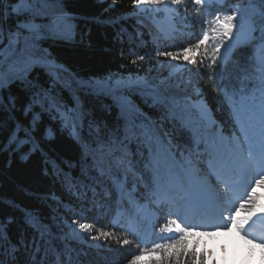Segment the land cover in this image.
Masks as SVG:
<instances>
[{"label": "trees", "instance_id": "16d2710c", "mask_svg": "<svg viewBox=\"0 0 264 264\" xmlns=\"http://www.w3.org/2000/svg\"><path fill=\"white\" fill-rule=\"evenodd\" d=\"M184 1L186 10L177 5L179 14L174 15L182 31L169 37L146 13H136L132 0H41L33 12L19 16L9 15L15 0H6L4 12L0 2V44L5 36L0 50L8 49L10 32L22 33L15 51L0 58V264H130L143 244L112 219L117 209L127 212L132 202L148 201V196L119 170L109 172L108 162L100 163L91 143L101 140L90 129L103 128L126 150L149 191V183L165 167L186 165V151L197 155L208 134L232 130L226 93L235 92L238 102L241 91L243 101L257 95L264 83L259 53L264 0H231L256 28V37L237 46L224 66L219 58L210 66L208 42L188 53L194 64L157 56L158 51L180 52L198 42L197 14L191 0ZM150 6L158 10L162 4ZM25 20L45 26L34 46L24 39L29 33L17 28ZM53 20L58 25L67 20L71 27L53 34L47 27ZM233 23L239 29L233 27L229 40L242 29L241 20ZM31 55L45 62L32 63ZM56 70L72 78L73 91ZM137 79L176 97L179 107L170 111L154 103L150 89L127 84ZM95 80L104 86L93 85ZM201 103L211 120L201 115ZM143 126L150 130L151 144L126 132L132 128L139 133ZM150 148L158 154L155 171L145 167ZM74 220L91 224L92 233L80 231ZM97 230L113 236L94 240ZM124 239L129 243L119 242ZM201 258L205 264L203 252L188 236L181 244L163 245L150 264H201Z\"/></svg>", "mask_w": 264, "mask_h": 264}, {"label": "snow or ice", "instance_id": "6c2138e0", "mask_svg": "<svg viewBox=\"0 0 264 264\" xmlns=\"http://www.w3.org/2000/svg\"><path fill=\"white\" fill-rule=\"evenodd\" d=\"M0 2H4V0H0ZM41 2V0H15L14 3H11L10 6V12L9 15H16L19 16L23 13H31L35 10V4ZM46 2V0H44ZM168 0H132L133 8L134 10H137L141 8L142 6L147 5H157V4H166ZM184 2V0H170V3L172 5H180ZM195 3L197 5H200L204 3V0H195ZM237 19V13L235 11L232 12L231 15L228 14H217L211 21L205 20L203 21V26L206 29H210L212 33H215L216 35L212 37V39L215 41L211 45V49L209 52L208 48H205V53L210 54L211 56V62L210 66L217 64L218 58L221 60L223 59V54L221 53V45L224 44V40L228 37L233 35V27H236L239 29V24L234 25V20ZM56 24V21L53 20L52 25L47 26L49 28V31L55 34L54 32V25ZM45 27L42 25H37L34 20H25L22 22H18L17 28L25 29L29 35L25 36V41L32 40L33 46L35 44V41L38 40L43 33L41 32V28ZM22 33L20 31L16 32H10L9 33V46L8 49L0 50V58L7 59V55L10 54L9 50L15 51L14 45L19 42V39L21 38ZM219 37V39H217ZM209 40V33L208 31H204L203 38L198 40V42L189 48H184L180 52H171V51H158L157 56H166L170 57L172 60H178L180 58H183L190 64L196 63L195 59L190 57L188 53L193 51V48L199 49L201 45L205 44L206 41ZM225 48L228 47V45H224ZM23 54V53H22ZM28 60L32 63H43L45 62L42 58H36L34 55H31L28 57ZM203 63V61H201ZM173 67L179 68V65H173ZM123 83V82H121ZM129 86H136V87H145L150 89V94L153 97L154 103H159L164 105L165 107H168L170 111L174 110L175 108L179 107L180 101L174 96H169L165 91H161L158 86H154L149 84L148 81L137 79L135 81L129 80L127 82ZM262 90H264V83L261 85ZM229 103L233 107V115L237 121V123L240 126L241 134L244 135L245 139H248V127L245 122V113L242 110L243 109V91H241L240 96L241 99L238 102L235 99L236 93L233 92L232 94H227ZM262 100H264V97H262ZM201 109V115L211 120L210 112L207 109V106L201 103L199 105ZM260 120H261V127L264 129V103L261 104V110H260ZM126 132H129L131 136L135 137L136 135H140L146 138L147 142L151 144L153 137L150 134V130L147 126H143L142 130L137 133L135 129L128 128L126 129ZM261 142L258 149V156L253 157V149L252 145L249 144V158L254 160L255 167H256V174L260 176V178L256 181L257 186H264V175H260V173L264 172V130L261 131ZM128 138V137H126ZM235 145L237 149H240V142L238 139L234 137ZM107 149V151H105ZM100 163L104 164L107 161V157H112L111 162L109 163V172L111 171V168L113 165L117 168H125L128 171L132 170V164L131 161L127 159V153L126 150L121 149L116 146V142H112L111 144L100 145ZM117 151L121 152V155L116 156L115 153ZM150 160L145 163L146 168H152L154 171L156 167L159 164L158 160V154L153 153L150 148ZM226 170L225 168H221V171ZM101 171L103 173V168H101ZM219 175V172H218ZM232 188L235 187V185L230 186ZM246 204L249 205L246 207ZM241 211H246L248 215L244 217H240L239 213ZM259 213V215H257ZM253 217H256L257 219H264V205H261L259 207L256 206L255 198L252 193H248L247 200L242 201L239 205V207L236 209L234 213H231L229 216L224 217L225 221L230 220V224H223V225H212L216 227V230L219 231L221 227H224V229L231 230L232 228H235L238 232L243 233V237L246 239V242L248 244H252L256 247H259L261 250V264H264V237H260L257 241V238L254 236H251L248 229L245 227L246 225H249L250 221H253ZM254 222V221H253ZM74 225H76L80 231L82 232H88L89 234L93 231V226L88 223H79L78 221L74 220L72 222ZM175 226L176 231L182 233V234H192V225H188L185 223V225L182 227L181 224L177 223L176 220H169L168 225L165 226L167 230H171V226ZM250 226V225H249ZM73 232L75 233V229H73ZM78 234V233H77ZM113 234L106 231L97 230L96 235L92 236V239L99 240L101 238L109 239L112 238ZM122 244H128L129 241L127 239H124L122 241H119ZM176 244H181L183 242V236L179 240L173 241ZM162 245L157 244L153 250L161 248ZM139 260V256H134L133 259L130 261V264H137V261ZM201 264H203V258H201Z\"/></svg>", "mask_w": 264, "mask_h": 264}, {"label": "rangeland", "instance_id": "374dc122", "mask_svg": "<svg viewBox=\"0 0 264 264\" xmlns=\"http://www.w3.org/2000/svg\"><path fill=\"white\" fill-rule=\"evenodd\" d=\"M191 1L195 9H203V10L206 8L204 4H207V3L208 4H212V3L221 4L223 2V0H204V3L197 5L195 3V0H191ZM184 4H185V1L179 5L180 10H186ZM175 6L177 5H172L170 3V0H168L166 4H162L161 11H164V15H159L160 18L155 15V11H157V9L154 10L150 5L142 6L141 8L137 10L136 13H139V12H142L141 14L146 13L148 17L149 16L151 17L149 18L150 21L156 24L158 29L161 30L164 33V35L170 36L176 28V21L173 18V15L179 14ZM228 7L231 10L229 15H231L232 12L235 11L237 13V19L241 17L240 11L236 6L229 5ZM212 19H213L212 16L208 17L207 15H205L203 17L202 22H201L202 23L201 24L202 25V32H201L202 35H200V37L203 38L204 31L206 30L208 31L209 40L206 42H208L210 46L213 43H215L212 37L215 36L216 34L212 33L210 29H206L203 26V21L205 20L211 21ZM162 22L165 24L164 26H160V24H163ZM243 26H244V30L241 31L240 34L238 33L240 36L237 38L238 40H240V42L247 41L253 38L255 35V29L251 26V24H249L248 21L244 22ZM70 27H71V24L67 20L62 21L59 25L57 22L54 25V32L56 33L59 32L60 34H62L68 31ZM198 38H199V35H198ZM217 39H219V37H217ZM225 40H224V44L221 45V49H220L221 53L223 54V59L227 58L228 56V47L227 48L224 47V45H226ZM4 41H5V36L2 42ZM56 72L61 82L73 91L74 87L71 81L72 78L69 75L65 74L64 71L56 70ZM93 85L104 86V83L100 80H95ZM245 112L248 113L247 118H245V122L248 127V139L246 140L243 135L245 141H244V147L241 148L242 155L241 154L240 155L241 157H243L244 155H247V161H248V164H250L249 150L247 148L248 141H251L255 146L259 147L261 139H262L261 131L264 129H262L261 127L260 114H258L257 111L250 113L247 111V108H245ZM84 121L86 122L85 119ZM90 131L94 135L99 136L101 140V142H98L95 140L94 143H91V149L97 152L99 157L101 158V153L99 150L100 145L101 144H105V145L111 144L113 140L110 134L104 131L103 128L99 129L98 127H96V129L94 130L90 129ZM105 151H107V149H105ZM115 155L116 156L121 155L120 151L116 152ZM231 156L232 155H229V158H231ZM111 159L112 157H107L108 163L111 162ZM217 163L218 162H212L208 160L206 163L204 172H201L197 167V172L198 174L200 173V177H197V178L201 180L203 184L202 186L210 193L214 192L215 190L213 189L214 188L216 189L217 184H219L218 181L213 182L208 177V173L210 171L213 172V174L217 172V167H216ZM232 165L234 168L238 167L237 163L235 162H232ZM112 167L119 170L120 174H122L126 178V180L132 185L139 186L141 189L144 188L142 179L140 178L139 174L133 170V168L131 171H128L125 168H117L115 167V165H113ZM192 179H194V177L187 175L188 182L192 181ZM256 181L253 183L248 193L253 194L255 198L256 206L259 207L261 205H264V186H257ZM191 186L192 185L190 184L189 190H191ZM247 196L242 201H246ZM234 204L235 203L230 202V201H226V200L222 201L223 210L226 216H229L231 213H234L240 205L239 204L238 206L234 207ZM248 206L249 205L246 204V207ZM184 209L186 208H183L181 212L184 211ZM246 215H248L246 211H241L239 213L240 217H244ZM174 217H175L176 222L181 224L182 227L185 225V223L188 225L194 226V221L186 220L185 218H183L180 214V210L177 211V213H174ZM117 218L118 217H116V220ZM129 219L130 220L128 221V225L131 228L137 229L141 234H143V239L147 243V248L144 251V253L139 257L137 264H150L151 260L157 255L155 254L153 249L155 248L157 244H160L159 242H161L163 238H167L168 240H170L172 237H178V236L183 235L182 233L176 231L174 225L171 227V230H167L166 228L162 229L161 227H160L161 230H159V228L153 229V227L151 226L152 221H153L152 213L145 207L143 203H140L139 205H137V208L134 207V209L131 211L129 215ZM225 224H230V220H227ZM192 232H195L194 227H192ZM240 233L241 232H238L235 228H232L231 230H227V231L226 230H219V231L215 230L211 232H204V233L196 234L195 245L199 250L203 252L205 264H261L260 248L252 244H248L246 240L240 236Z\"/></svg>", "mask_w": 264, "mask_h": 264}, {"label": "water", "instance_id": "95a60500", "mask_svg": "<svg viewBox=\"0 0 264 264\" xmlns=\"http://www.w3.org/2000/svg\"><path fill=\"white\" fill-rule=\"evenodd\" d=\"M5 3H6V0H4V2L2 3V5H3V12H4V9H5Z\"/></svg>", "mask_w": 264, "mask_h": 264}, {"label": "bare ground", "instance_id": "6f19581e", "mask_svg": "<svg viewBox=\"0 0 264 264\" xmlns=\"http://www.w3.org/2000/svg\"><path fill=\"white\" fill-rule=\"evenodd\" d=\"M162 25L164 26L165 24L163 23ZM162 25H161V26H162ZM2 43H3V42H2ZM2 43L0 44V46L2 45ZM238 200H240V199H238Z\"/></svg>", "mask_w": 264, "mask_h": 264}]
</instances>
